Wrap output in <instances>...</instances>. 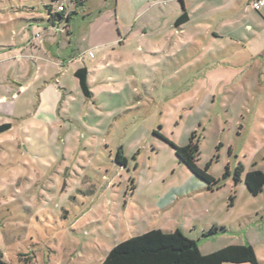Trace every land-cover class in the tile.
<instances>
[{
  "label": "rangeland",
  "instance_id": "1",
  "mask_svg": "<svg viewBox=\"0 0 264 264\" xmlns=\"http://www.w3.org/2000/svg\"><path fill=\"white\" fill-rule=\"evenodd\" d=\"M155 2L58 0L73 13L53 23L56 1L0 0V125H11L0 133V251L9 264H103L121 241L177 228L204 254L251 244L264 264V190L253 195L235 179L239 163L264 171V7L231 0L223 5L235 11L181 31ZM74 55L94 68L91 97ZM193 132L198 164L220 179L214 190L170 144ZM213 225L226 230L206 235Z\"/></svg>",
  "mask_w": 264,
  "mask_h": 264
},
{
  "label": "trees",
  "instance_id": "2",
  "mask_svg": "<svg viewBox=\"0 0 264 264\" xmlns=\"http://www.w3.org/2000/svg\"><path fill=\"white\" fill-rule=\"evenodd\" d=\"M53 1L58 3V0ZM85 1L71 0L77 6L84 5ZM180 2L183 4V0H180ZM48 11L51 22L58 19H67L69 21L73 13V11L66 13V10L57 11L52 5L49 6ZM189 19V13L184 7L183 13L177 20V25L180 26L188 22ZM75 76L85 96L91 97L93 92L88 78V67L83 66L77 69ZM10 127L9 123L0 125V133ZM170 144L175 148L179 161L186 165L196 177L206 182L210 190L219 187L220 179L210 172L211 163H208L204 168L198 164L200 139L196 132H193L189 142L185 145H177L172 141H170ZM116 161L124 163L126 158L121 152H118ZM229 174L230 170L227 169L225 176ZM235 179L236 182L244 179L248 190L253 195H258L264 190V171L260 169L245 172L244 165L239 163L235 170ZM225 230V226L213 225L206 235ZM226 262L260 264L255 249L251 244H230L211 253L204 254L201 252L197 241L188 237L181 229L177 228L174 231L152 229L121 241L108 252L103 264H224ZM0 264H9L3 259L2 251H0Z\"/></svg>",
  "mask_w": 264,
  "mask_h": 264
},
{
  "label": "crops",
  "instance_id": "3",
  "mask_svg": "<svg viewBox=\"0 0 264 264\" xmlns=\"http://www.w3.org/2000/svg\"><path fill=\"white\" fill-rule=\"evenodd\" d=\"M162 1H165V0H156V2L154 3V5H158V7L156 6L154 9H157V14L159 15V19L163 20V23L167 24V26H169L170 29L173 27V25H175L181 31L191 29L190 24L195 20H198L201 22L210 20V18H208L207 16L212 11L213 12H219V13H224V12H227L229 10L235 11V8H233V6H231L229 8H227V7L225 8V6L223 5V4L230 2L231 0H217L219 5H216L214 3H208L207 0H183L184 7L188 11L190 19L188 22L178 26L177 20L180 17V15L183 13V10H184L183 4L180 2V0H167L168 6L165 7V5L162 4ZM176 3L180 4V6L178 4L180 11L176 8V6H175ZM58 4H61V3H58ZM263 7H264V5L259 10H262ZM259 10H256V11H259ZM66 13H67V10H66ZM56 22H57V20L53 21V23H56ZM53 25H55V24H53ZM199 26L202 28L204 25H199ZM48 28L49 27H45L44 30H48ZM220 32L221 31H219V30L216 31L215 35L219 36ZM34 40H32V41H34ZM76 56L77 55H74L71 57V60L73 61V66H75L74 72H76V70L79 69L80 67L87 66L88 70H89V77L88 78H89V82H90V78H91V75L94 71V68H92L88 62H86L87 57L82 59L80 56H77V57ZM88 57H91V56L88 54ZM91 58H95V56H93Z\"/></svg>",
  "mask_w": 264,
  "mask_h": 264
},
{
  "label": "built area",
  "instance_id": "4",
  "mask_svg": "<svg viewBox=\"0 0 264 264\" xmlns=\"http://www.w3.org/2000/svg\"><path fill=\"white\" fill-rule=\"evenodd\" d=\"M251 4L255 10H259L264 5V0H251ZM57 11H65L66 5L65 4H59L56 8ZM37 37V36H36ZM89 55L91 57L94 56L93 52H89Z\"/></svg>",
  "mask_w": 264,
  "mask_h": 264
}]
</instances>
